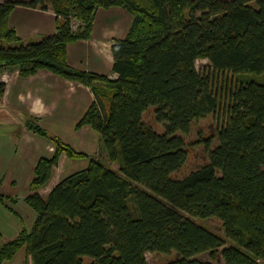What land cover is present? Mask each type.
<instances>
[{
  "label": "trees",
  "instance_id": "1",
  "mask_svg": "<svg viewBox=\"0 0 264 264\" xmlns=\"http://www.w3.org/2000/svg\"><path fill=\"white\" fill-rule=\"evenodd\" d=\"M16 5L50 8L55 32L21 40L8 24ZM111 6L132 16L110 48L116 78L70 67L66 44L88 38L96 10ZM197 59L210 67L197 70ZM4 67L87 85L94 100L76 127L94 129L99 151L118 167L90 159L45 199L29 194L32 229L0 246V262L25 245L30 264H147L146 252L171 251L177 257L163 264H213L218 253L224 264L264 263V83L230 78L264 74V0H0ZM149 108L161 132L143 122ZM210 113L221 122L216 144L203 140L206 162L174 177L187 157L178 133ZM24 125L47 135L32 116ZM50 140L54 151L37 160L33 190L48 183L61 152L82 156ZM195 218L218 219L223 237ZM203 253L210 261L195 258Z\"/></svg>",
  "mask_w": 264,
  "mask_h": 264
},
{
  "label": "crops",
  "instance_id": "2",
  "mask_svg": "<svg viewBox=\"0 0 264 264\" xmlns=\"http://www.w3.org/2000/svg\"><path fill=\"white\" fill-rule=\"evenodd\" d=\"M132 22L131 14L119 6L96 10L88 38L66 44L70 67L116 78L112 71L111 45L125 37ZM8 24L23 41H33L55 32L56 15L50 9L16 5ZM4 76V78H2ZM4 91L0 97V246L14 239L21 231L32 229L35 212L25 198L36 192L45 199L47 193L63 178L85 168L90 159L104 154L99 151V134L89 125L76 127L77 121L94 100L85 84L66 80L46 69L22 77L16 67L0 69ZM32 116L38 124L81 157H68L61 152L51 178L36 190L31 188L33 170L39 157H50L53 142L33 133L24 125ZM103 161V162H104ZM114 169V168H113ZM85 262L92 259L85 257ZM0 264H30L25 245L10 259Z\"/></svg>",
  "mask_w": 264,
  "mask_h": 264
},
{
  "label": "rangeland",
  "instance_id": "3",
  "mask_svg": "<svg viewBox=\"0 0 264 264\" xmlns=\"http://www.w3.org/2000/svg\"><path fill=\"white\" fill-rule=\"evenodd\" d=\"M73 30H76V27L80 25V21L77 18L72 17L71 19ZM195 67L199 71H205L210 67V63L206 59H197L195 60ZM229 77V76H228ZM249 78L253 81H257L260 83H264V74H253V75H244V76H230V78L233 80H243L245 78ZM4 78V76L2 77ZM143 122L149 126H151L154 130L157 132L162 131V126L157 123L153 116V109L149 108L143 113ZM220 117H217L215 114H206L203 118L195 120L191 123L189 131L186 134L178 133L181 137H183L185 141V147L187 152L186 161L183 164V166L176 171L173 176L174 177H182L183 175L187 174L191 170L196 169L197 167L201 166L206 162V151L204 149V143L203 140L206 138H209L211 140L212 146L216 144V130L218 127V123H220ZM45 137H48L49 139L52 137L51 134L47 133ZM99 160L104 159L99 155ZM105 160V159H104ZM102 160V161H104ZM106 165L111 167L112 169H117L116 163H106ZM195 221L203 226H205L207 229L215 232L216 234L223 237V230L221 227V222L216 218H209V219H197L195 218ZM228 243H226L227 246ZM177 257L176 253L174 251H171L169 253H160V252H146L145 253V260L147 264H163L170 260H173ZM196 259H199L201 261H210L209 255L207 253H203L200 255H197L195 257ZM84 263L85 262L84 259ZM213 264H224L223 259L220 257V253H218V259L212 262ZM259 264H264L263 262H259Z\"/></svg>",
  "mask_w": 264,
  "mask_h": 264
}]
</instances>
